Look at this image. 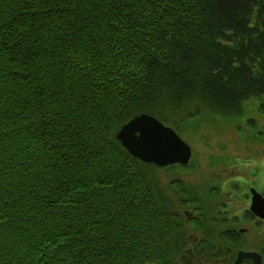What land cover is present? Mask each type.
Returning a JSON list of instances; mask_svg holds the SVG:
<instances>
[{"label": "trees", "instance_id": "trees-1", "mask_svg": "<svg viewBox=\"0 0 264 264\" xmlns=\"http://www.w3.org/2000/svg\"><path fill=\"white\" fill-rule=\"evenodd\" d=\"M252 68L264 0H0V264H171L182 218L115 134L140 113L173 128L201 99L264 93ZM138 210L151 224L124 228Z\"/></svg>", "mask_w": 264, "mask_h": 264}, {"label": "rangeland", "instance_id": "rangeland-1", "mask_svg": "<svg viewBox=\"0 0 264 264\" xmlns=\"http://www.w3.org/2000/svg\"><path fill=\"white\" fill-rule=\"evenodd\" d=\"M245 61L253 66L256 56L247 55ZM252 70L254 79L264 81V71L256 68ZM236 95L239 97L238 93ZM201 100L200 107L205 105L208 108L206 105L211 100L207 102L205 99ZM236 100L237 103L229 109L223 107L225 102H215L214 111L199 108L197 113L178 122L179 126H173L192 149V156L187 165H170L163 168L150 166L165 207L176 211L182 218V228L176 236L179 241L190 230L211 239L222 237L223 229L234 227L233 225L239 222L233 221L231 217L239 215L240 192L248 195L249 186L264 190V93L252 92L247 98ZM237 107L241 108L240 112L235 116H229V112H234ZM99 163L102 167L106 166L104 162ZM97 187L105 186L96 184L86 186L83 193L86 190L88 192L84 196H97ZM118 202L117 198H113L110 204ZM81 206L74 210V207L62 203L57 208L60 211L66 208V214L70 215L68 211L80 213ZM92 214L93 217L104 216L106 219L110 213L107 212L106 206L103 209H95ZM82 215L86 218L89 216L86 212ZM122 219L125 220L124 228L134 230L139 229L142 224L152 222L149 214L143 210L136 213L126 212ZM116 224V221L109 227L106 224L103 230L108 232L109 229H114ZM14 235L15 232L5 236L13 242L16 238ZM247 237L258 238L259 246L261 240L264 243V234H261L260 229ZM151 243L150 241L147 247L144 246V249L146 250ZM177 251L178 243L174 256L170 259L171 264H175ZM138 255H133L134 262L140 261L138 264H144L143 256Z\"/></svg>", "mask_w": 264, "mask_h": 264}, {"label": "flooded vegetation", "instance_id": "flooded-vegetation-1", "mask_svg": "<svg viewBox=\"0 0 264 264\" xmlns=\"http://www.w3.org/2000/svg\"><path fill=\"white\" fill-rule=\"evenodd\" d=\"M254 189L262 197L264 190H258L252 186L248 187V195L241 193L239 202L241 208L239 215L231 217L236 225L226 227L222 231V237L211 239L210 237L200 236L194 230L188 231L178 242V251L175 257V264H233L238 252L251 253L250 257L240 256V264H264V243L261 240L260 246L257 239L248 238L257 229L264 234V219L256 216L250 210L251 193ZM229 208V207H228ZM222 219H226L223 218ZM220 224V223H219Z\"/></svg>", "mask_w": 264, "mask_h": 264}, {"label": "water", "instance_id": "water-1", "mask_svg": "<svg viewBox=\"0 0 264 264\" xmlns=\"http://www.w3.org/2000/svg\"><path fill=\"white\" fill-rule=\"evenodd\" d=\"M115 138L131 156L160 168L187 165L191 158L190 146L176 131L147 113L135 115L125 122L115 134ZM250 193V210L264 219V197L254 189H250ZM240 253L238 252L233 264H240ZM250 254L243 253L242 258H251ZM258 262L255 264H259Z\"/></svg>", "mask_w": 264, "mask_h": 264}, {"label": "bare ground", "instance_id": "bare-ground-1", "mask_svg": "<svg viewBox=\"0 0 264 264\" xmlns=\"http://www.w3.org/2000/svg\"><path fill=\"white\" fill-rule=\"evenodd\" d=\"M176 131V130H175ZM176 133H177V131H176ZM178 134V133H177ZM179 135V134H178ZM180 136V135H179ZM180 138H181V136H180ZM182 139V138H181ZM183 140V139H182ZM183 141H185V140H183ZM186 142V141H185ZM187 143V142H186ZM188 144V143H187ZM189 145V144H188ZM190 146V145H189ZM191 148V147H190ZM191 156H192V149H191ZM191 159V158H190ZM189 162H190V160H189Z\"/></svg>", "mask_w": 264, "mask_h": 264}]
</instances>
